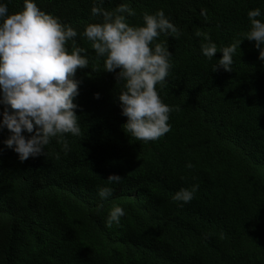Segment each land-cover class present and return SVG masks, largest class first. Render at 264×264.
Wrapping results in <instances>:
<instances>
[{
    "label": "trees",
    "instance_id": "16d2710c",
    "mask_svg": "<svg viewBox=\"0 0 264 264\" xmlns=\"http://www.w3.org/2000/svg\"><path fill=\"white\" fill-rule=\"evenodd\" d=\"M34 2L76 29L86 49L89 65L74 77L81 134H65L67 153L53 138L45 154L21 162L4 143L10 131L0 129V264H264V62L245 38L233 70L212 71L219 50L249 30V10L259 8L264 20V0H104L109 11L127 3L135 11L125 13L131 26L162 10L181 32L156 41L171 52L157 91L174 110L171 131L147 143L124 131V82L104 71V57L81 35L102 22L91 13L94 0ZM0 3L13 13L24 0ZM197 30L217 45L211 60ZM110 174L121 182L107 185ZM106 185L112 195L101 198L98 188ZM193 185L191 202L173 200ZM113 205L125 214L109 228Z\"/></svg>",
    "mask_w": 264,
    "mask_h": 264
},
{
    "label": "clouds",
    "instance_id": "9594fccd",
    "mask_svg": "<svg viewBox=\"0 0 264 264\" xmlns=\"http://www.w3.org/2000/svg\"><path fill=\"white\" fill-rule=\"evenodd\" d=\"M103 2L94 0L91 8L92 15L102 17V22L88 24L81 35L91 43L97 57H104V71L115 72L117 82H124V90L118 94L121 114L127 117L124 131L137 141L158 140L171 131L168 121L174 109L161 100L157 91L172 65L166 43L156 41L161 33L178 39L181 32L162 10L145 13L142 25L131 26L125 13L134 16L135 11L127 3L109 11L100 6ZM201 15L207 19L206 10ZM247 15L249 30L219 50L222 56L213 65V72L233 70V54L245 38L255 41L259 59L264 62V20L258 18L261 10H249ZM77 34L70 25L42 11L34 0H24L22 10L13 13H9L7 4L0 3V105H4L0 129L6 126L10 131L4 143L21 162L45 154L53 138L67 153L65 134H81L75 111L78 105L74 103L80 82L74 77L78 69L88 67L89 61L82 55L86 49L76 43ZM195 35L204 37L203 55L209 60L215 57L218 48L210 37L199 30ZM95 95L99 98L98 93ZM25 132L30 135L26 137ZM106 180L111 185L120 183L122 177L110 174ZM107 185L98 188L101 198L112 195L113 189ZM198 188H181L173 200L189 203ZM124 214L121 206L113 205L106 226H120Z\"/></svg>",
    "mask_w": 264,
    "mask_h": 264
}]
</instances>
